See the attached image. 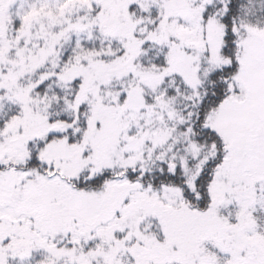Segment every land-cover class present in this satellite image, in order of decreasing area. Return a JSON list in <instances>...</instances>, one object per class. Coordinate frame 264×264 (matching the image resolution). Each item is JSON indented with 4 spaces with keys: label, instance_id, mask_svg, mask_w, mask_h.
I'll list each match as a JSON object with an SVG mask.
<instances>
[{
    "label": "snow or ice",
    "instance_id": "snow-or-ice-1",
    "mask_svg": "<svg viewBox=\"0 0 264 264\" xmlns=\"http://www.w3.org/2000/svg\"><path fill=\"white\" fill-rule=\"evenodd\" d=\"M0 264H264V0H0Z\"/></svg>",
    "mask_w": 264,
    "mask_h": 264
}]
</instances>
